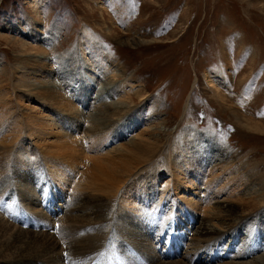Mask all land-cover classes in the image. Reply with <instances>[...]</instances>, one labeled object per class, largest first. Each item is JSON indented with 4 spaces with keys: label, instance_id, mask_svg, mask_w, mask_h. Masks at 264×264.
Segmentation results:
<instances>
[{
    "label": "rangeland",
    "instance_id": "rangeland-1",
    "mask_svg": "<svg viewBox=\"0 0 264 264\" xmlns=\"http://www.w3.org/2000/svg\"><path fill=\"white\" fill-rule=\"evenodd\" d=\"M87 38H92L90 41L101 48L105 57L123 68L124 75L117 81L125 83L127 89L126 97L119 98L125 107L121 111L113 107L107 113L102 110L100 120L92 117L93 98L102 87L91 65L98 57L81 44ZM40 48L46 51L43 58L47 62H33ZM221 77L226 78L227 90L219 84ZM44 82L49 87L55 84L57 88L50 89L65 103L56 105L24 87ZM152 99L156 105L150 104ZM117 135L126 137L117 141ZM203 137L220 144L226 157L223 162H209L212 154L203 153ZM138 140L145 144V151H153L154 155H146L133 163L131 171L126 170L129 158L113 150ZM22 155L30 160V170L25 168ZM0 156V221L17 229L26 220H35L41 227L34 228V232L49 235L60 248L85 233H96L93 222L80 226L53 217L48 223L45 217L34 214L35 209L45 213L44 208L51 205L55 194L56 200L57 194L62 200L53 207L57 206L61 215L75 203L71 201L74 195L81 201L98 200L96 206L115 202V211L110 209L115 213L110 214L108 223L106 212L97 208L101 218L97 222L108 227L103 237L109 238L110 248L116 241L120 246L124 243L123 235L129 228V237L139 239L137 235L145 234L146 230L138 227L141 224L133 222L148 223L152 218L160 219L158 226L162 225V218L167 217L159 215L163 208L150 209L157 207L162 197L166 201L177 196L183 201L184 217L189 221V232L182 229L188 221L182 219L184 222L177 224L182 241L186 234V246L194 238L196 223L211 217L204 210L215 203L204 197L211 180L210 190L219 192L221 201L235 206L234 212L242 209L240 198L245 202L250 197L241 194L244 185L250 180L257 184L250 191L252 196L260 189L249 200L254 210L241 219V223L248 220L243 223L244 229L247 226L244 233H248L249 225L264 216V204L259 207L264 200V0H0ZM46 162L68 176L64 184L51 177ZM26 173H37L40 180L31 181L25 190L18 182ZM229 180L232 183L228 186ZM117 189L119 193H115ZM142 189L150 192L144 194ZM141 190L143 197H137ZM28 196L39 204L31 206ZM140 200H149L144 212ZM130 208L139 210L137 218ZM146 212H150L149 218L143 217ZM127 216L135 229L123 223ZM154 227L157 235L159 228ZM260 231L259 238L264 235V225ZM245 234L240 244L230 250L233 252L229 260L217 245L215 252L220 253L216 261L205 264L255 262L264 255V247L251 244L253 241ZM156 235L151 247L154 256L158 255L155 246L161 242L155 245ZM4 237L9 239V235ZM242 240L255 251L248 259L240 254ZM78 242L83 244V250L94 251L87 241ZM136 249L134 264L142 260L139 256L150 264L149 248ZM6 250L0 247V264H46L28 260L32 255H24L19 261L3 259ZM190 252L186 254L181 248L177 255L188 259ZM69 253L48 264H80L81 255L71 260L73 255ZM174 259L176 264H186L182 257ZM190 264L201 262L196 259Z\"/></svg>",
    "mask_w": 264,
    "mask_h": 264
},
{
    "label": "bare ground",
    "instance_id": "bare-ground-1",
    "mask_svg": "<svg viewBox=\"0 0 264 264\" xmlns=\"http://www.w3.org/2000/svg\"><path fill=\"white\" fill-rule=\"evenodd\" d=\"M114 11H116V10L114 9ZM86 31H88V29ZM84 32H85V30H84ZM87 34H88V32H87ZM91 39L92 38L84 39L86 41H83L81 44H85L86 46H88L90 48V50L92 51V53L98 57V60L95 62H91V65H92V68L97 73V80L100 82L99 86L101 85L102 87H99V89L97 90V92L95 94V97L93 98V102H92L94 104L93 105V112H92L93 115L92 114L91 115H92V117L100 120L99 116H100L102 110L107 113L108 109H110V108L114 107L117 111H121L125 107L124 105L126 103L121 102L119 98H125L126 97L125 92L127 91V89L125 87V83H118V81H117L120 76L124 75L123 68L119 65H116L113 62V60L105 57L103 55L101 48L97 44H93L90 41ZM81 40H82V38H81ZM34 49H37V48L34 47ZM38 50H40V51L37 54H40V55H37L35 57V59H38V60H35L33 58L34 59L33 62H37V61L39 63H44V61L47 62L46 59H44L45 57L43 58V55L46 51L43 50L42 48H40ZM40 60H43V61H40ZM44 83L45 84L42 83V84H38V85L25 84L24 87L29 88V91H33V93L39 94L41 97H44V98L49 99V100L51 99V101L53 103H55L56 105H60L62 103H65V100L62 97L58 96L57 92L52 91V89H50V88H54V89L57 88V86L55 84L49 87L48 82H44ZM219 84L225 90H227L229 88L225 77H221V79L219 80ZM131 87H133V86H131ZM134 88H131V89H134ZM26 91H28V90L26 89ZM135 94L138 95L139 92H136ZM116 99H119V101ZM150 104L156 105L155 102L153 101V99L151 100ZM91 129H93V128H91ZM116 137H117L116 140L119 141V140L123 139L124 137H126V135H117ZM192 137H195V136L193 135ZM88 138L91 139V135ZM141 141L142 140L132 141V142H130V144H127L128 146H121L119 149L113 150V153H118L117 154L118 156H120V153H124V155H127V158H129L130 161L124 165L126 170L131 171L130 167L133 165V163L134 162L139 163L143 158L146 157V155H148V154L154 155L153 151L152 152L145 151V149H144L145 144L141 143ZM201 142L203 143L202 147L204 148L203 153L206 152L207 155L212 154V157L208 158L210 163L211 162L221 163L226 159V157L222 155L221 147H220V144L218 142L216 143L215 140H213L212 138L208 139V137H203L201 139ZM151 144H153V143H151ZM148 146H146V147H148ZM177 147L179 148L180 146H177ZM72 148H73V146H72ZM76 150H78V149L76 148ZM22 156H23V158H22L23 162L25 161L24 162L25 168H28L30 170V166L32 165L30 160H28V157L26 155H22ZM115 156H116V154H115ZM152 157H148V158H152ZM208 159L206 161H208ZM46 165H47V166H45L47 168L46 170L51 175V177L55 181H57L61 184H64L65 180L68 179L67 178L68 176H65L56 166L51 165L48 162H46ZM217 167H221L222 169H224V167H227V166L226 165L225 166L217 165ZM110 169H112V168H110ZM225 169L229 170V168H225ZM99 174H101V173H99ZM102 176H103V174H102ZM39 177L37 176V173L35 175H33V173L22 174V176L20 177L21 179L18 182L19 186L22 187V189L26 190L28 188V186H30L31 181L32 182H35V181L39 182V180H40ZM115 177L117 178V176H115ZM43 180L45 181L44 178H43ZM197 180H199V179L197 178ZM212 181L213 180H211V182ZM211 182H210V188L208 187V193H206V195H204V197L206 199L208 197L211 202L215 201L214 205H209V209H204V210H207V213H206L207 217H208V215H211V217L209 220L208 219L207 220L202 219V221L200 220L198 223H196L197 227L193 228V230H192L194 233V238H193L192 242L187 244L186 246L184 245V240H186V234L184 232V238L182 241L181 231H180V228L177 227L178 226L177 224H180V222L182 223L184 221L187 223L188 218L184 217V215H185L184 214L185 213L184 207L185 206L183 205L182 199L179 201L177 196L175 199H173V196H170L169 199L166 201H165V198L162 197L160 202L157 204V207L150 209L152 211H156L159 209V207L163 208V210H164L163 214L159 213V215L160 216L167 215V217H166V219L162 218V223H163L162 225L158 226V224H159L158 220H160V219H156L154 216L153 217L156 220L153 221L152 218H150V221H148V223H145L144 221H140V220L137 223L133 222L136 225L141 224V226H138V225L137 226L140 227L141 229L146 230L145 234L143 233L144 234L143 236L140 235L141 233L139 235H137V237L139 239H136L135 236L129 237L131 235L130 228H129V230H126L125 234L123 235L125 238L124 243L120 246V244H117V241H116L114 246L111 248L109 247V241H108L109 238L107 237V240H106V238L103 237V234L106 231H108L107 230L108 227H106V225H104L102 223L100 224V222H97L98 220H101L100 215L97 214V208L101 207V210L106 212L104 218L107 215V223H108V219H110L111 215H113L115 213V212H111L112 210L110 211V209H112V208L115 211V208H116L115 202L113 204V203H111V201H107L108 203H106V204L104 203L102 205L96 206V205H94V203L99 202L98 200H97V202L91 201L90 199H84L83 201H81V200H79V197L74 195L75 198L71 197V201L73 199V201L75 203L72 205L70 204L71 206H68V208L66 207V209L63 211V215H61L57 212V210H59L58 207L57 206L53 207V206H55L56 201L57 202L59 201L58 202V205H59L60 201L62 200L61 196L59 194H57V200H56V194H55V196L53 197L54 201L51 203V205L50 206L48 205L47 208H44V210L47 213L46 212L44 213L43 210L37 211L35 209L34 214L36 212V213L40 214L41 216L45 217L46 222H48V223H49V221H51V219L53 220V217H55V219H57L59 217L58 220L60 219L61 222L62 221H67V222L69 221V223L74 222L75 223L74 225L79 223L80 226H83L85 222H93L95 224L94 227H95V233L96 234L88 236V234L85 233L84 237H82V238L78 237L77 239L75 238L74 240L70 239L71 240L70 242H68L67 244L65 243L66 244V246H64L65 249L68 252H71L69 254L73 255V257H71V260H72V258L73 259L76 258V256L78 254L81 255V257L79 258L80 264H96V261H98L99 264H134V260L137 256V251H138V249H136V246H142V247L149 248L148 251L150 252V254L148 255V258H149L150 264L151 263H153V264H176L177 261H172V260H176L174 258H181L182 257V260H183V258H185L184 256L178 257V255H177V252H179V249H181V248H183V251H185L186 254L189 250L192 251L188 254L189 258L188 259L185 258L183 260L186 262V264H190V263H192V260L196 261V259H199L201 264H203V263L205 264V263H209V262L213 263L216 261L220 252H222V255H224L226 257V259L231 258L229 254L233 251H230V250L233 249L235 246H238L240 244L239 241H240V239H242V237H244V234H245L244 230L247 228V226H246L247 223L244 224L246 226L245 229L243 228V223L248 222V220H246L243 223H241V219L245 218L246 216L250 215L253 212L254 205H253V202L249 201V200H251L253 198V196L256 195L260 189L255 190L253 195L251 196L250 191L253 190L257 184H255L253 180H250L247 184H245L243 189H242L243 192L241 194L247 195L250 197L247 200L245 199V202H243V200H241V198H240L241 206L239 208H242V209L240 212H234L235 206L233 208L232 206H229L227 203L221 201L220 197H219L220 193L219 192H212L210 190L211 185H212ZM231 183H232V180H229L228 186ZM78 186H80V185H78ZM92 187H93V185H92ZM77 189H79V188H77ZM142 190L140 191V193L136 194L137 197H143L144 194L150 192V190H148V189H147V191L143 190L144 191V194H143ZM115 193H119V190L117 189L115 191ZM43 196H44V194H43ZM125 198L126 197H122L120 199L125 200ZM96 199H97V197H96ZM263 201H262V203L257 202V204L261 203L259 205V207L262 204H264ZM27 202H29L31 206H36L39 204L37 199L33 198L32 196H30V197L28 196ZM140 202H141L140 207L142 208V210L144 212L148 208L147 204L149 203V200H145V201L140 200ZM174 202L176 203L175 205H173ZM197 203L198 202H196V205H197ZM203 203H205V202H203ZM238 204H239V202H238ZM168 205H170L171 207H169ZM117 206H118L119 210H123V209H121L123 206L121 208L119 207V205H117ZM60 210H62V208H60ZM130 210L132 211V208H130ZM82 212H85V213L87 212V215L80 216L79 213H82ZM132 212H136V214H134V216L136 217V216H138L137 212H139V210L132 211ZM246 212L249 214H245ZM149 213L150 212H148V213L146 212L145 214L148 215ZM145 214H143V217L144 216L146 218L150 217V215H148V217H147ZM177 214H179L178 217H177ZM22 215H25V214L21 213V216ZM187 216L189 217L190 215L187 214ZM122 217H124V216H122ZM39 218L41 219L40 216H39ZM139 218H140V216H139ZM228 218H231V220H228ZM182 219H184V221ZM189 219L193 220V222H195L192 217H189ZM130 220H132V219H130V217L127 216L125 219H123V223L132 224V221L130 222ZM41 221H42V223L44 222L43 219H41ZM26 223L23 224V226H25V227L22 226V228L16 229V228H14L15 226L13 227V226L8 225L4 221L3 222L0 221V247L2 249H4V248L7 249L6 250L7 252L4 254L5 258H3V259H14V260L19 261V258L24 256V255H26V256L32 255L29 257L28 260H39L38 261L39 263L42 262V263L48 264L50 260H52V261L59 260L60 259L59 257H63V253H65L67 251L66 250L63 251L62 249L64 247L60 248L59 243H57L56 240H54L53 238H51L49 235H47L45 233L34 232V230H33L34 228L41 227L39 222H36L35 220H32V221L26 220ZM98 223H99V225H97ZM135 224L131 225L132 229H135ZM188 224H189V221L182 228L186 232H189V230H190L187 226ZM154 225H156V230H158V228H159L157 235H156V232H154V228H155ZM262 225H264V216H262L255 223V225H249L250 226L249 229L250 228L251 229L245 235L247 236V238L249 237V239L253 241V243H251V244L264 247V241H262V239H264V235H261L260 238L257 236L261 233L260 230H261ZM47 226H48V224H47ZM107 226H108V224H107ZM128 227H126V228H128ZM222 228H224V229H222ZM76 229H75V231H76ZM150 231H152V233H150ZM9 232H12V234L10 235ZM4 234L6 236L9 235V239L4 237L5 236ZM154 235H156L157 240H158V241L154 240L155 245L157 242H159V240H161V242L157 243V247L155 246V249L157 250V254H158L157 256H154V254L152 253L154 251H152V249H151L152 240H153L152 237ZM164 235H166V237ZM73 236H72V238H73ZM115 236L116 235H115V228H114L113 236H112L113 241L111 240V242H113V243L115 240L114 239ZM164 237H165V239H164ZM82 239H84V240H82ZM133 239H136L137 241L134 242ZM227 240H228V242H226ZM78 241H80V242L87 241L90 244L91 249L94 251H91L90 249L83 250L84 249L83 244L79 243ZM242 241H243V245H242L243 249L241 250L240 254H243V255L245 254V257L247 259L251 255H255V251H254L253 247L251 248V246L246 245V243H245L246 241H244V240H242ZM105 245H106V247H105ZM199 245H202V246L199 247ZM217 245H218V251H220V252H218V251L215 252L217 249ZM255 248H256V246H255ZM113 249H116L115 253L117 256L114 255L115 253L114 254L112 253ZM33 254H35V255H33ZM160 256L163 259L168 258L171 260H168L170 262H168V261L165 262V260L161 259ZM2 257H3V254H2ZM139 258L142 259V260H140L139 264H148L146 259H144L140 256H139ZM79 259H77V261ZM115 259H117V260H115ZM71 260H69V263ZM221 260H219V261H221ZM128 261H130V262H128ZM254 261H255V262H253L254 264H264V255H262L260 258H256ZM16 263H17V261H16ZM10 264H14V263L10 261ZM231 264H234V263L232 262ZM236 264H247V262L246 263H236Z\"/></svg>",
    "mask_w": 264,
    "mask_h": 264
}]
</instances>
